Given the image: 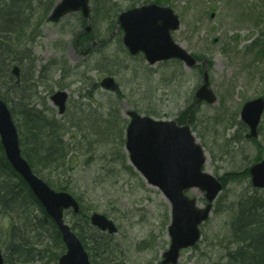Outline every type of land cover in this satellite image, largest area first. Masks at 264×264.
I'll list each match as a JSON object with an SVG mask.
<instances>
[{
    "label": "rangeland",
    "instance_id": "obj_1",
    "mask_svg": "<svg viewBox=\"0 0 264 264\" xmlns=\"http://www.w3.org/2000/svg\"><path fill=\"white\" fill-rule=\"evenodd\" d=\"M166 1L165 5L172 7L181 20L173 38L200 58L196 66L188 68L182 62L166 61L146 70L142 68L146 61L136 56L127 57L120 48L119 38L123 31L117 23L119 13L156 0H110L112 3L108 5H113L112 10L99 9V13H107L105 16H93L91 2L90 34L85 33L87 23L81 12H76L58 23L46 17L36 32L21 35L24 47L30 48L35 61V70L29 60L20 64L24 92L31 105L47 115L56 116L60 121H74L85 113L83 110L89 109L83 103L90 102L84 96L90 85L108 74L101 64L102 57L109 55L123 64L114 75L123 95L119 98L101 87L90 88L98 106L104 107L101 112H107L115 102L126 119H129L127 111L130 109L146 114L145 109L149 108L157 111L158 114H150L155 118L177 120L192 105L190 125L208 155L205 169L225 178L226 186L214 201L209 219L201 225L200 241L182 250L179 264H224L227 250L232 246L231 209L244 195L260 196L264 192H255L250 177L242 174L256 159H264V114L255 139L248 138L249 128L241 118L246 101L264 96V49L261 46L264 0ZM32 36H35L33 42L30 41ZM92 42L96 46L84 55ZM205 72L217 96L213 103L196 100L195 94ZM57 90H67L70 94L63 115L51 100ZM188 120L190 122L191 118ZM78 131L73 126L65 139L69 140L71 133ZM102 149L95 154L87 150V144L78 134L71 145L72 168L66 166L65 172L61 169L57 172L69 183L67 192L81 198L79 202L89 215L93 212L105 214L118 226L113 234L101 230L94 232L86 227L85 235L105 233L125 264H160L171 243L170 203L160 189L146 182L129 159L127 165H131L134 172L123 165L119 153L112 156L109 149ZM43 173L49 174L46 170ZM232 173L235 179L230 178ZM188 194L196 197L201 206L206 203L199 189L195 193L188 191ZM65 216L72 226L73 213L66 212ZM89 252L93 254L92 250Z\"/></svg>",
    "mask_w": 264,
    "mask_h": 264
},
{
    "label": "trees",
    "instance_id": "obj_2",
    "mask_svg": "<svg viewBox=\"0 0 264 264\" xmlns=\"http://www.w3.org/2000/svg\"><path fill=\"white\" fill-rule=\"evenodd\" d=\"M57 1L0 0V98L6 101L11 109L18 127L22 153L28 159L34 173L47 181L54 189L67 191L70 188L69 183L62 180L61 172L59 174L57 172L60 169L65 172L66 166L68 169L72 168L71 145L78 134L87 144V150L95 154L105 147L103 149H109L112 156L119 153L123 165L133 172L134 169L131 165H127L128 154L124 151L128 119L122 116L121 109L115 102L110 104L107 112H101L104 107L98 106L95 93L90 92L93 86L94 89L100 88L99 82L90 85L84 95L90 99L89 103H83L89 108L88 111L83 110L85 113L74 121H69L70 119L60 121L56 116H49L44 110L31 105L30 98L24 92V73L22 72V78L19 79L13 73L15 65L23 64L27 60L32 63L35 70L32 51L29 47H24L21 35L26 32H36L40 22L47 17ZM109 1L92 0L93 16H105L107 13H99L101 8L107 9L108 12L112 10L113 5H108L112 3ZM166 2V0H156V3L162 5ZM34 40L35 36H32L30 41ZM119 46L127 57L132 58L125 50L121 37ZM261 46L264 49V39ZM136 58L142 62L145 61L142 54L137 55ZM197 59L200 58L197 57ZM102 61L101 68L108 75H117L123 67L119 60L117 62V58H111L109 55L103 56ZM169 61L180 63L179 60L174 59ZM142 68L152 70L148 64ZM65 72H68L67 69ZM112 93H116L119 98L123 95L121 87ZM145 110L148 115L158 114L156 110L149 108ZM187 117L191 118L192 124V105L187 107L177 121L185 124ZM73 126L79 130V133L72 132L71 138L66 140L65 135ZM254 141L259 147L257 141ZM261 159L259 157L256 161ZM44 170L49 174L43 173ZM242 174L249 176V168ZM230 178L235 179L236 176L232 173ZM220 179L225 188V178ZM258 190L260 189L256 188L255 192ZM76 198L81 201L80 197L76 196ZM79 203L81 211L73 215L75 220L72 229L78 231L76 233L88 252L92 250L93 254L90 255L92 262L94 264H125L121 255L115 251L113 242L105 237V233H94L98 229L91 225L90 215L82 202ZM231 213L232 246L227 250L224 264H264V192L260 196L258 194L244 195L231 209ZM86 227L94 230L89 236L85 235ZM0 249L4 251L6 262L11 264H57L59 257L66 250L56 223L25 179L10 163L1 139Z\"/></svg>",
    "mask_w": 264,
    "mask_h": 264
},
{
    "label": "water",
    "instance_id": "obj_3",
    "mask_svg": "<svg viewBox=\"0 0 264 264\" xmlns=\"http://www.w3.org/2000/svg\"><path fill=\"white\" fill-rule=\"evenodd\" d=\"M81 11L89 19L90 0H59L49 20L58 22L71 12ZM123 27V43L132 55L142 52L149 65L172 58L181 60L187 67L197 64L192 53L174 40L172 32L179 29L181 20L172 7L150 3L130 8L119 15ZM91 31V25L87 32ZM14 73L20 76V67ZM101 85L115 90L117 83L112 76L105 77ZM208 73L196 92L197 101L213 103L217 96L209 87ZM69 93L59 90L52 100L59 106V113L66 111ZM264 113V97L247 101L241 110L243 121L250 127L248 137H258V126ZM129 123L126 131V150L130 163L152 186L159 188L170 202L171 223L168 227L171 244L163 254L161 264H179L181 250L197 244L201 238L200 225L211 215L213 202L223 189L222 182L204 169L208 156L197 140L189 123L180 125L176 120L156 119L136 110L127 112ZM0 139L5 153L15 170L29 184L43 204L46 212L58 226L66 251L58 264H92L80 237L65 221V211L79 213L80 205L73 195L57 191L34 173L23 156L18 128L8 104L0 98ZM254 187L264 189V160L250 168ZM198 188L204 192L206 204L199 206L196 197L188 190ZM91 223L110 233L117 231L115 222L105 214L94 212ZM0 264H6L0 250Z\"/></svg>",
    "mask_w": 264,
    "mask_h": 264
},
{
    "label": "bare ground",
    "instance_id": "obj_4",
    "mask_svg": "<svg viewBox=\"0 0 264 264\" xmlns=\"http://www.w3.org/2000/svg\"><path fill=\"white\" fill-rule=\"evenodd\" d=\"M191 191H192L193 193H195V192H196V189H192ZM258 196H259V195H258ZM92 264H94V263H92Z\"/></svg>",
    "mask_w": 264,
    "mask_h": 264
}]
</instances>
